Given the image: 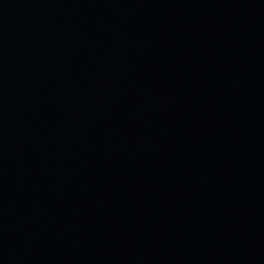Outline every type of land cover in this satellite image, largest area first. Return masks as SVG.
Here are the masks:
<instances>
[{
	"label": "water",
	"instance_id": "obj_1",
	"mask_svg": "<svg viewBox=\"0 0 264 264\" xmlns=\"http://www.w3.org/2000/svg\"><path fill=\"white\" fill-rule=\"evenodd\" d=\"M0 264H264V0H0Z\"/></svg>",
	"mask_w": 264,
	"mask_h": 264
}]
</instances>
